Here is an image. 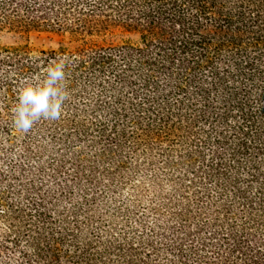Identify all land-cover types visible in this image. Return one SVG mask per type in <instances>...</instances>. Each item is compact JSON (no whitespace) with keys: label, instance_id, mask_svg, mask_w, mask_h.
<instances>
[{"label":"trees","instance_id":"obj_1","mask_svg":"<svg viewBox=\"0 0 264 264\" xmlns=\"http://www.w3.org/2000/svg\"><path fill=\"white\" fill-rule=\"evenodd\" d=\"M112 26L139 41L0 46V264H264V0H0V31Z\"/></svg>","mask_w":264,"mask_h":264},{"label":"rangeland","instance_id":"obj_2","mask_svg":"<svg viewBox=\"0 0 264 264\" xmlns=\"http://www.w3.org/2000/svg\"><path fill=\"white\" fill-rule=\"evenodd\" d=\"M138 41L139 36L136 32L121 26H112L105 31L91 35L43 29L0 31V46L25 48L34 54L58 48L75 50L83 46L118 45Z\"/></svg>","mask_w":264,"mask_h":264},{"label":"clouds","instance_id":"obj_3","mask_svg":"<svg viewBox=\"0 0 264 264\" xmlns=\"http://www.w3.org/2000/svg\"><path fill=\"white\" fill-rule=\"evenodd\" d=\"M63 79V64L54 63L47 68L42 82L35 86L26 82L20 87L15 113L22 127H28L39 116L55 114L64 96L59 87Z\"/></svg>","mask_w":264,"mask_h":264}]
</instances>
